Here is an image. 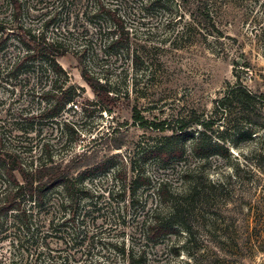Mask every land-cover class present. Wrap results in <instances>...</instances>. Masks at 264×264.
Here are the masks:
<instances>
[{
  "label": "rangeland",
  "instance_id": "rangeland-1",
  "mask_svg": "<svg viewBox=\"0 0 264 264\" xmlns=\"http://www.w3.org/2000/svg\"><path fill=\"white\" fill-rule=\"evenodd\" d=\"M149 1L18 0L13 22L10 0H0V20L12 29L3 36L0 68L22 56L13 28L23 26L69 47L58 63L80 96L56 118L41 119L47 102L0 77L1 148L20 150L23 158L44 148L54 160L81 155L71 164L78 180L108 162V169L79 181L86 196L75 192L71 207L61 208L56 193L50 196L37 216L45 236L37 246L42 255L36 258L31 248L23 258L27 264H126L122 253L130 250L144 253L145 264H264V172L253 166L255 144L240 143L229 161L214 158L200 166L184 157L180 164H158L149 151L162 134L132 118L137 112L149 125L191 112L207 115L212 102L237 83L264 94V0H163L161 7L141 9ZM72 52H83L82 63ZM83 70L113 93L102 102ZM259 148L264 152V142ZM187 170L192 172L183 178ZM137 174L150 185H132ZM161 181L183 203L184 220H177L193 243L179 226L165 237L146 236L150 214L168 212L156 194ZM194 181L199 189L189 201ZM0 254L7 258L0 264H22L9 243H0Z\"/></svg>",
  "mask_w": 264,
  "mask_h": 264
},
{
  "label": "trees",
  "instance_id": "trees-1",
  "mask_svg": "<svg viewBox=\"0 0 264 264\" xmlns=\"http://www.w3.org/2000/svg\"><path fill=\"white\" fill-rule=\"evenodd\" d=\"M162 1L146 2L144 5L141 4V9L161 7ZM10 2L14 13L13 22H15L19 16L21 4L18 0H10ZM115 26L116 29L122 30L118 20H115ZM13 29L20 33L18 43L21 44L23 54L0 68L1 79L6 83L8 81L22 83V85L28 86L27 92L31 96L34 97L38 94L41 99L43 98L47 102V106L38 114L41 119L56 118L65 108L75 106L76 99L80 97L78 88L70 84L66 72L58 63V58L69 52V47L56 39L47 38L43 34L32 33V30L23 28V26ZM11 30L5 26L4 20H0V53L3 52L7 40L3 36ZM121 38L122 35L116 40H112L111 43L118 44ZM72 53L82 63L83 52ZM243 65L246 69L250 67L247 61L243 62ZM31 77L35 84H30ZM82 77L102 102L109 96L108 94L113 93L109 84L92 80L87 76L85 70L82 72ZM43 82L45 83L44 87ZM46 85L49 86V90L46 89ZM37 87L39 91L36 90ZM212 104V111L207 115L191 112L187 115L180 114L170 119H164L158 123H149V125L145 121L143 122V118L137 112L133 114L132 118L141 127L162 134L149 151V155L158 164H180L184 161V157L195 160L200 166L208 164L214 158L229 161L232 159L231 149L237 150L240 143H254L256 151L254 150V154H252L255 160L253 166L258 171L264 172V152L259 148L264 142V136H259V132L264 130V94H255L246 86L237 83L227 89ZM62 126L65 130L70 128L68 122H63ZM1 145L0 243H9L10 248H16L19 251L16 263L27 264L23 258L26 259V254H32L31 248H33L36 258L42 255V252L37 250V246L45 236L44 234L42 237L40 235L42 226L37 216L43 208L48 207L51 201L50 196L56 193L61 201L59 204L61 208L65 205L71 207L75 192L86 196L85 187L79 181L97 170L108 169L106 168L108 162L105 161L96 167L87 169L78 180L73 177L72 172L75 167L72 168L71 164L77 160L79 162L81 155L70 160H54V156L49 150L44 148L39 156H32L30 153L31 156L23 158L20 150H3ZM237 166L236 164L233 167L234 170ZM191 172L190 170L183 171L182 177L189 176ZM140 181L143 186L150 185L143 174H137L132 185H136ZM198 185L199 183L195 181L188 184L186 194L189 201L198 193ZM166 186L164 181L158 183L156 194L159 201L168 206V212L163 214L156 209L150 214L146 221L148 224L147 237H165L171 235L175 227L179 226L182 229V225H184L177 220H184V214L181 213L183 203L179 202V198L169 196L170 192L167 191ZM135 190L132 189V195ZM189 201L184 203L185 207L191 204ZM72 213L70 223L74 222L75 213ZM183 228L188 233L187 243H193L191 232L187 228ZM122 254L125 255L126 264H145V255L142 252L134 253L133 250H130L127 253L123 251ZM1 257L7 261L6 256L0 254Z\"/></svg>",
  "mask_w": 264,
  "mask_h": 264
}]
</instances>
